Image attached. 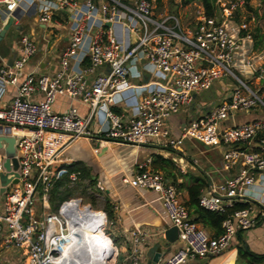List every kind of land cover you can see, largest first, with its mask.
<instances>
[{"label": "built area", "instance_id": "obj_1", "mask_svg": "<svg viewBox=\"0 0 264 264\" xmlns=\"http://www.w3.org/2000/svg\"><path fill=\"white\" fill-rule=\"evenodd\" d=\"M216 5L217 13L208 16L195 3L183 26L175 14L155 13L148 0H0V31L10 17L13 26L34 17L41 30L39 39L24 32L8 43L15 54L11 64L0 57V136L15 139L18 162L15 170L10 164L3 193L0 181V252L25 250V264L72 263L68 248L76 233L63 207L74 199L50 211V191L64 176L79 180L81 172L69 169L82 162L77 144L94 137L169 148L196 169L201 167L195 154L215 150L218 164H210L209 171L201 168L207 187L199 205L224 213L235 202L250 204L226 217L223 232L211 236L192 221L176 187L146 159L121 181L155 191L178 230L180 246L155 264L218 256L239 231L264 227V59L250 56L248 22L233 20L244 0H217ZM54 29L68 35L52 68L48 36ZM39 52L42 57L29 67ZM42 65L46 72L40 71ZM223 77L236 85L174 136L167 121ZM240 113L255 117L227 124ZM185 142L193 143L191 150ZM1 143L3 174L8 171L6 143ZM101 151L95 147L93 155ZM96 188L103 189L100 183ZM131 235L130 264H140L143 234Z\"/></svg>", "mask_w": 264, "mask_h": 264}, {"label": "crops", "instance_id": "obj_2", "mask_svg": "<svg viewBox=\"0 0 264 264\" xmlns=\"http://www.w3.org/2000/svg\"><path fill=\"white\" fill-rule=\"evenodd\" d=\"M23 24H28L29 29L25 30ZM17 31L32 32L39 39L41 30L36 24L34 17L23 18L20 22L15 24ZM35 28L37 30L35 31ZM57 34L62 38L63 48L67 41V31L60 30ZM56 34V35H57ZM57 36L56 39L59 37ZM8 44V42H7ZM11 44V43H10ZM9 44V45H10ZM41 57L35 56L29 62V67L39 60ZM7 60V59H6ZM56 61L52 62V68L55 67ZM50 70V69H49ZM41 72H46L47 68L40 66ZM221 87L224 88V84ZM217 85V84H216ZM221 88V89H222ZM228 91V90H227ZM223 95H213L212 99L204 96V93L195 97L192 105L184 106L175 116H172L166 123L175 136L179 133L181 127L188 122L192 117L199 114L203 109L209 108L212 102L219 101ZM61 101V100H59ZM254 114L240 113L234 118L228 120V125L237 124L243 121H248L254 118ZM77 145H82V164L89 167L96 178V185L100 183L102 190H97V193L103 199V206L99 211H92L96 220L98 218V228H101L105 216L106 231L103 233L104 238L101 239L105 245L111 249V260H117V264H130L131 248H132V232H140L143 234L144 240L139 245L141 254L140 264H149L151 259L148 257L149 249L155 242H164L163 232L164 228H171L168 217L159 201L158 194L153 190H145L141 188H134L122 183V177H131L139 171V164L149 159V168L153 170L154 160L159 157L171 161L175 168V175L177 183H187L205 177L201 172V168L196 169L186 159L181 157L176 151L169 148H164L153 143H143L139 145H126L117 142L105 141L100 137L91 139H82ZM96 145L102 148L98 156L93 155V148ZM191 148L193 143L186 144ZM75 149V147H73ZM188 151V149H187ZM90 154L87 157L86 153ZM207 169V168H203ZM214 176V180L217 177ZM179 198L184 203L188 196L187 192L181 189ZM67 206V204L65 205ZM101 212V213H100ZM103 214V215H102ZM102 215V216H101ZM108 216H110L108 218ZM103 217V218H102ZM101 221V222H100ZM204 229V228H203ZM209 235L213 232L209 229H204ZM98 232V231H97ZM240 232V233H239ZM235 236L230 247L224 253L218 256H208L204 259H190L186 264H237L238 254L237 248L242 246L248 248L250 252L261 255L264 254V227L258 226L251 230L239 231ZM113 246V249L110 246ZM180 246L177 239L171 244L168 252L160 259L167 257ZM114 254V255H113ZM16 255L14 252H0V264H15ZM159 259V260H160ZM158 260V261H159ZM245 264L247 261L243 260ZM155 264V263H150ZM259 264H264V261Z\"/></svg>", "mask_w": 264, "mask_h": 264}, {"label": "rangeland", "instance_id": "obj_3", "mask_svg": "<svg viewBox=\"0 0 264 264\" xmlns=\"http://www.w3.org/2000/svg\"><path fill=\"white\" fill-rule=\"evenodd\" d=\"M198 3V1L194 0L193 2L182 6L181 0H163L162 4L160 6L154 4V11L155 13H168V14H175L176 16L180 17L183 26L186 25V23L189 20V17L193 11L194 4ZM222 13V12H221ZM223 14V13H222ZM221 14V15H222ZM219 15V13H218ZM233 20L236 23H240L243 21H247L249 24V28L251 31L252 39L250 42H248L246 45L251 48L249 50L250 56L255 59H264V0H249V3L244 5L243 7H240L238 11L235 12ZM23 28L25 30L29 29L28 24H23ZM24 30V31H25ZM37 28H35V31ZM24 31L20 32L15 29L14 26L10 27L8 32L5 36V41L9 44L12 43L15 39H18L19 36L24 33ZM52 35L48 36V45L53 47L54 51L52 52L54 55V61L57 58V56L60 53V47L62 46V38L57 34V30H53ZM57 34V35H56ZM59 36L57 39L56 37ZM57 40V41H56ZM257 43V45H256ZM256 45V46H255ZM40 47H44V42L40 41ZM55 47V48H54ZM43 53L39 52L36 56L42 57ZM220 83H223L225 86L224 88L221 87V84L215 83L213 87L204 92V96L208 98L209 100L212 99L213 95H218V93H221L223 96L229 91L228 89L236 85L235 80L227 77H223L220 81ZM217 84V85H216ZM222 88V89H221ZM228 90V91H227ZM187 142L184 144V148L191 150L190 147H188ZM193 153V152H191ZM198 158L200 167L207 168L209 171L212 167L210 164L217 165L219 161V155L217 154V151L207 152L203 154H195ZM209 163H207V161ZM64 188H70L71 194L69 198H65L64 200H55V204L57 205L56 209L52 208V205L49 201V208L50 211H56L58 210L59 206L64 201H69L72 199H79L80 203L83 206H90V210L92 211H99V209L103 206L104 202L103 199L100 197V195L97 193L96 188H93L89 186L88 180L82 179V177L79 178V180L71 181L68 180L67 184L63 187H60V191H64ZM94 202V207L92 206ZM55 205V207H56ZM38 208V206H37ZM67 208V206H64L63 211ZM39 211V208H38ZM91 211V212H92ZM93 215V214H92ZM94 216V215H93ZM107 222V221H106ZM98 223V222H97ZM96 223V228H98V224ZM108 226V224L106 223ZM106 225L104 228H102L103 233L105 234L106 231ZM98 231V229H97ZM98 234V233H97ZM105 245V244H104ZM16 255V263L15 264H25L26 260V251L21 250L19 252L15 253ZM106 258V257H105ZM117 259V258H116ZM106 258L105 263L106 264H117V260ZM237 264H245V262L238 257Z\"/></svg>", "mask_w": 264, "mask_h": 264}, {"label": "trees", "instance_id": "obj_4", "mask_svg": "<svg viewBox=\"0 0 264 264\" xmlns=\"http://www.w3.org/2000/svg\"><path fill=\"white\" fill-rule=\"evenodd\" d=\"M148 1L160 6L163 0H148ZM193 1L194 0H181V5L184 6ZM196 1L201 3L208 16H214L217 13L218 11V6L216 5L217 0H196ZM244 2L247 5L249 3V0H244ZM114 111L119 113V110L117 109H114ZM153 162H154L153 163L154 166L152 168L154 171L161 172L163 178L168 183L173 184L176 187L177 191L183 189L187 192L188 198L183 204L187 208L192 221L201 228L211 230L213 232L212 236H218L223 232L222 222L226 217L232 215L234 212L238 210L248 208L250 206V204L248 203L235 202L231 207H228L224 213H218L207 210L199 205V196L201 195L202 191L207 187L206 177L195 179V181L192 182L177 183L176 175L174 173L175 168L172 165L171 161L159 157L157 160H154ZM69 169L70 171L79 170L81 172L80 177H82L83 180L84 179L88 180L89 186L93 188L95 187L96 178L93 177V173L90 170V168L83 165L82 162H77L76 164H73L72 166L69 167ZM68 180H69L68 177L64 176L62 179L57 180L54 183L50 191V200H49L53 209L57 208V205L55 204L56 199H59L61 201L64 200L65 198H69L71 194L70 188H64V191L59 190L60 187H63L64 185L67 184ZM92 204H93L92 206L94 207V202ZM109 217L110 216H108V218ZM98 235L101 239H103V237L101 236L100 229H98ZM237 254L239 258L247 261L248 264H259L260 262L264 261V254L256 255L250 252L248 248L246 249L242 246H239L237 248Z\"/></svg>", "mask_w": 264, "mask_h": 264}, {"label": "bare ground", "instance_id": "obj_5", "mask_svg": "<svg viewBox=\"0 0 264 264\" xmlns=\"http://www.w3.org/2000/svg\"><path fill=\"white\" fill-rule=\"evenodd\" d=\"M63 213L67 216L70 226L76 233L68 248L71 264H106V258L111 259V249L104 245L97 234L96 223L98 218L96 220L95 216L92 215L90 207L83 206L79 200H73L67 204ZM103 225L104 220L101 228H99L101 236L104 238ZM111 247L114 253V248Z\"/></svg>", "mask_w": 264, "mask_h": 264}, {"label": "water", "instance_id": "obj_6", "mask_svg": "<svg viewBox=\"0 0 264 264\" xmlns=\"http://www.w3.org/2000/svg\"><path fill=\"white\" fill-rule=\"evenodd\" d=\"M13 17L8 19L7 24L3 26L0 31V57L3 59H8L7 64H11L12 60L15 58V54L12 49L8 46L7 42L5 41L6 33L8 32L9 28L13 26ZM2 141L6 143V147L4 148L6 159L4 162V167L7 173L0 174V181H1V193L4 192V186L8 184L11 179L10 171V164L12 163L13 169L18 168V162L15 158V139L10 136H0V148L2 147ZM98 147V145H96ZM87 157H90V154L86 153ZM17 179H14L13 182L17 183ZM90 207V206H88ZM178 230L176 227L171 228H164L163 232V240L164 242L157 241L154 245L149 249L148 257L151 259L150 263H156L166 252L169 251L171 244L177 239ZM149 263V264H150Z\"/></svg>", "mask_w": 264, "mask_h": 264}]
</instances>
